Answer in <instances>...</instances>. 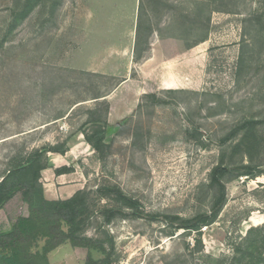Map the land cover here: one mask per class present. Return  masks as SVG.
<instances>
[{
  "label": "rangeland",
  "instance_id": "rangeland-1",
  "mask_svg": "<svg viewBox=\"0 0 264 264\" xmlns=\"http://www.w3.org/2000/svg\"><path fill=\"white\" fill-rule=\"evenodd\" d=\"M40 3L2 41L23 0H0V180L18 156L67 139L66 161L53 166L78 170L81 189L117 185L146 212L191 218L215 198L214 167H260L257 178L223 177L226 202L201 229L200 243L195 232L160 221L118 218L106 228L115 240L114 264L264 258V0ZM148 58L153 63L145 65ZM94 110L111 127L102 158L81 134ZM251 120L260 124L247 143L233 148L244 131L220 143ZM53 174L47 167L41 182L55 189ZM92 200L107 204L94 193ZM100 224L95 216L85 233L96 237ZM85 258V250L69 243L48 254L50 264H84Z\"/></svg>",
  "mask_w": 264,
  "mask_h": 264
},
{
  "label": "trees",
  "instance_id": "trees-1",
  "mask_svg": "<svg viewBox=\"0 0 264 264\" xmlns=\"http://www.w3.org/2000/svg\"><path fill=\"white\" fill-rule=\"evenodd\" d=\"M40 1L23 0L21 12L15 14V18L7 24L2 41L11 34L17 21H22L33 9L42 6ZM220 5L227 7L231 4ZM226 9L229 11V8ZM137 27L140 28V22ZM204 40L205 36L193 42ZM148 96L152 97L155 103H164L155 95ZM99 98L101 97H98V100ZM258 124L260 122L257 120L245 121L222 138L220 143H225L238 132L244 131L239 143L233 147L236 149L248 142L250 133H253ZM81 127L85 142L102 158L105 138L110 127L106 119L100 116L97 110L90 111ZM65 141L52 145L46 144L29 155L18 156L2 176L0 209L16 195H20L28 212L26 216L18 217L8 231L0 233V264H50L48 254L66 243L86 251L84 264H114L118 260L115 240L106 227L118 218L160 221L174 231L195 232L198 236L197 243H200L201 229L216 221L226 202L223 177L226 174L235 173L240 177L257 178L263 174L260 167L253 168L248 164L214 167L209 186L217 190L215 198L208 211L191 218L146 212L138 199L129 196L117 185H103L95 192L81 189L67 199L50 200L45 196L41 172L47 168L49 153L65 155L69 150ZM71 171H73L72 168L60 167L55 169L54 173L58 176ZM93 193L105 199L107 204L96 207L92 200ZM95 216L101 218V224L97 236L90 237L85 232ZM261 230L262 227L251 228L249 234ZM249 259H252V256ZM253 261L251 260L248 264H264V258L261 257Z\"/></svg>",
  "mask_w": 264,
  "mask_h": 264
},
{
  "label": "crops",
  "instance_id": "crops-1",
  "mask_svg": "<svg viewBox=\"0 0 264 264\" xmlns=\"http://www.w3.org/2000/svg\"><path fill=\"white\" fill-rule=\"evenodd\" d=\"M145 65L153 63V60L151 58L145 59L143 61ZM126 82V81H124ZM171 83H175L174 81ZM164 85V84H163ZM68 155V154H67ZM65 155H59L55 153H49L48 154V159H47V167H51L53 170L57 169V167L54 165L53 166V161H56L57 159H65ZM66 161V159H65ZM66 165V164H64ZM61 167H68V166H61ZM60 168V167H58ZM70 168V167H68ZM53 176V182L55 183V189L51 188L50 184L45 185L43 184V187L45 189V196L50 199V200H63L71 197L76 191L81 190L80 186L76 184L77 181L80 179V172L78 170H73L70 173L67 174H62V175H55V173L52 175ZM67 184V185H66ZM70 184V185H69ZM48 187V190H46L45 187ZM59 186V187H56ZM48 191L51 193L50 195L47 194ZM67 191L69 192V195L67 197H59L58 194L64 193ZM57 194L54 196V194ZM20 203V208L22 207L21 205H24V203L20 200V198L15 196L13 199H11L2 209H0V233L8 231L11 227V225L16 221V219L22 214L21 212L18 211L17 208L18 204ZM27 215V214H25Z\"/></svg>",
  "mask_w": 264,
  "mask_h": 264
}]
</instances>
